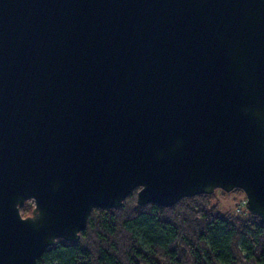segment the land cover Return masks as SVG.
Instances as JSON below:
<instances>
[{"label":"water","instance_id":"obj_1","mask_svg":"<svg viewBox=\"0 0 264 264\" xmlns=\"http://www.w3.org/2000/svg\"><path fill=\"white\" fill-rule=\"evenodd\" d=\"M136 187L241 188L264 221V0H0V264Z\"/></svg>","mask_w":264,"mask_h":264},{"label":"trees","instance_id":"obj_2","mask_svg":"<svg viewBox=\"0 0 264 264\" xmlns=\"http://www.w3.org/2000/svg\"><path fill=\"white\" fill-rule=\"evenodd\" d=\"M138 189L122 206L93 208L81 237L58 238L38 264H264V221L259 215L247 209L220 210L216 190L167 207L139 205ZM232 192L246 196L241 188ZM34 206L35 200L27 199L21 214H31Z\"/></svg>","mask_w":264,"mask_h":264},{"label":"rangeland","instance_id":"obj_3","mask_svg":"<svg viewBox=\"0 0 264 264\" xmlns=\"http://www.w3.org/2000/svg\"><path fill=\"white\" fill-rule=\"evenodd\" d=\"M221 188H217L215 195L219 202L220 210L227 212L236 209L237 211H242L243 209H247L245 206L246 196L244 194L229 193L230 191H226L227 193H223ZM248 211V210H247Z\"/></svg>","mask_w":264,"mask_h":264}]
</instances>
